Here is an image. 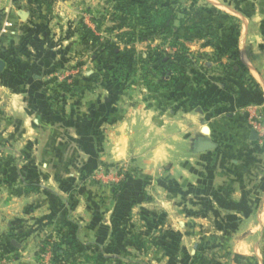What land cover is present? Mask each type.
I'll return each mask as SVG.
<instances>
[{
	"label": "rangeland",
	"instance_id": "obj_1",
	"mask_svg": "<svg viewBox=\"0 0 264 264\" xmlns=\"http://www.w3.org/2000/svg\"><path fill=\"white\" fill-rule=\"evenodd\" d=\"M16 1L13 22L0 25V264H54L52 246L63 233L77 241L75 249L61 245L64 264H236L226 240L237 218L167 197L181 173L189 176L182 170L181 128L203 120L194 112L184 119L180 109L195 107L196 91L192 98L181 85L161 83L149 61L160 50L176 49L172 37L141 31L136 19L117 11L115 0ZM228 1L172 0L174 9L210 16L218 37L188 40L179 31L193 54L188 87L216 81L217 89L227 88L239 76L233 73L236 50L246 42L238 39L243 27L230 17ZM106 40L131 58L125 74L111 69ZM35 82L47 105L30 92L26 111L34 112L22 127L21 99L10 93L28 83L36 91ZM214 108L204 105V115ZM257 113L264 119L261 109ZM65 117L83 122L63 126ZM170 161L174 169L166 173ZM258 250L264 260V235Z\"/></svg>",
	"mask_w": 264,
	"mask_h": 264
},
{
	"label": "crops",
	"instance_id": "obj_2",
	"mask_svg": "<svg viewBox=\"0 0 264 264\" xmlns=\"http://www.w3.org/2000/svg\"><path fill=\"white\" fill-rule=\"evenodd\" d=\"M17 2L0 0V25L13 22L14 4ZM225 6L229 11H233L229 14L230 17H235V22L243 27L238 32L240 34L238 39L246 43L243 49L239 44L236 50L237 56L245 71L255 81L257 89L249 87L242 80L235 81L230 87L220 89H217L216 81L205 82L209 85L206 93L213 97L211 101L205 102V99H202L196 102L195 107L186 108V105L180 107L185 115L184 119H193L195 113L199 117L202 114L203 120L199 122L193 119L191 127L184 125L181 128L184 136L180 144L185 146L187 154V160L181 164L183 172L187 171L189 176L181 173L180 180L170 184L172 190L167 189L170 193L167 197L171 200L178 199L180 202H197V207L199 202L206 203L214 212L219 211L220 216L237 218L226 240L228 250L233 256H254L258 264H264L258 250V240L264 235V142L258 136L253 137L252 129L248 124V117L252 112H258L259 109L264 112V0H229ZM253 41L257 43L250 46L249 42ZM39 86L35 82L37 90L34 91L31 89L32 83L21 84L20 91L13 90L10 93L12 99H21L23 110L19 121L22 127L25 123L24 117H29L34 112L26 111L30 92L32 96L39 97L36 99L39 105H47L44 95L38 91ZM82 101L75 103V106H80ZM213 103L214 114L205 116L202 108L204 105H207V108L211 107ZM171 109L174 110V106ZM45 114L56 115L53 111H46ZM122 116L117 117V120H122ZM105 117V122L110 123L108 113ZM78 119L70 121L69 117H65L63 126H74L82 121ZM83 119L84 122L90 120L85 117ZM35 127L37 128V125ZM93 129L90 127L91 136ZM74 134L76 138L81 137L80 132L76 130ZM96 140L97 138L93 137V143ZM202 141H208L212 146L197 151ZM111 153L116 152L114 150ZM131 160H134L133 156ZM155 161L157 162L156 159ZM167 165L168 167L164 169L166 173L174 169L173 161ZM173 190L180 192L178 198L173 194ZM184 213L190 214L187 209ZM200 214L205 216V213Z\"/></svg>",
	"mask_w": 264,
	"mask_h": 264
},
{
	"label": "trees",
	"instance_id": "obj_3",
	"mask_svg": "<svg viewBox=\"0 0 264 264\" xmlns=\"http://www.w3.org/2000/svg\"><path fill=\"white\" fill-rule=\"evenodd\" d=\"M115 3L118 5L117 11L124 14L125 17L137 20V24L142 26L141 31L145 29L148 30L150 34L161 35L164 40L169 36L172 37L170 43L174 45L176 49L170 52L160 50L158 56L149 60L156 65L155 72L156 76L159 77V81L163 84L176 87L181 85L180 91H186L188 89V96L192 98L196 96V102L204 99V93L209 85L205 84L203 80V84L200 87H188L187 85L188 69L194 65L193 54L185 42L180 40L179 31L183 30L185 33H188L189 37L186 38L188 40H191L193 35L197 38L204 37L207 34L210 36L212 35V37H217L210 16H203V11L194 12L192 9H174L171 6L172 0H115ZM178 14L185 15L186 17L178 18ZM87 32L92 35L89 30ZM93 38L94 40H98L97 37ZM102 47L103 50L108 51L110 55V67L113 72L115 74H125L131 66V58L129 55H123V53L117 50L118 46L116 43L110 40L104 41ZM234 64L236 65V69L233 73L234 75H239L236 81L242 80L249 87L257 89L255 81L245 71L238 57H236ZM144 73L147 75L149 71L144 69ZM164 77H167V79H164ZM194 90L196 91L195 96H193V93H195ZM182 95L181 93V98ZM108 119H110V117H108ZM119 184L121 185V183ZM25 185L26 188H38L37 184L26 183ZM64 244L75 249L77 241L68 234L63 233L61 241L59 243H54L52 246L54 264H64L63 260L65 259V254L63 256L58 254L61 245ZM233 260L236 264H253L248 261L247 258L240 255H234ZM254 264H258V262Z\"/></svg>",
	"mask_w": 264,
	"mask_h": 264
},
{
	"label": "built area",
	"instance_id": "obj_4",
	"mask_svg": "<svg viewBox=\"0 0 264 264\" xmlns=\"http://www.w3.org/2000/svg\"><path fill=\"white\" fill-rule=\"evenodd\" d=\"M248 124L250 128L252 129V131H254L261 140H264V119L263 117H261V115L258 114L257 112H253L248 117Z\"/></svg>",
	"mask_w": 264,
	"mask_h": 264
},
{
	"label": "water",
	"instance_id": "obj_5",
	"mask_svg": "<svg viewBox=\"0 0 264 264\" xmlns=\"http://www.w3.org/2000/svg\"><path fill=\"white\" fill-rule=\"evenodd\" d=\"M23 13H24V12H23ZM2 67H3V62L0 60V70L2 69ZM205 132H207V129H206V128H205ZM252 135H253V137H255V138H256V136H257V134H256L254 131H252ZM211 146H212V144L209 143L208 141H202V142L199 144L197 151H203V150H206V149L210 148Z\"/></svg>",
	"mask_w": 264,
	"mask_h": 264
}]
</instances>
